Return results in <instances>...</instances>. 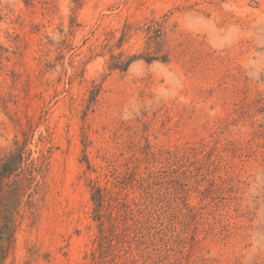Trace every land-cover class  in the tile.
<instances>
[{"label": "rangeland", "instance_id": "374dc122", "mask_svg": "<svg viewBox=\"0 0 264 264\" xmlns=\"http://www.w3.org/2000/svg\"><path fill=\"white\" fill-rule=\"evenodd\" d=\"M9 158L0 264H264V0H0Z\"/></svg>", "mask_w": 264, "mask_h": 264}, {"label": "trees", "instance_id": "16d2710c", "mask_svg": "<svg viewBox=\"0 0 264 264\" xmlns=\"http://www.w3.org/2000/svg\"><path fill=\"white\" fill-rule=\"evenodd\" d=\"M132 59L134 57L132 56L126 63L125 61L116 59V57L113 58L115 62H113L110 66L111 69H120V70H126L129 64L132 62ZM19 162L13 161L9 158L6 160V162L2 165V168L0 170V176L1 179H4L8 177L9 175L13 174V172L17 169ZM182 174H186L185 171L179 172V170H173L169 171L167 169L161 170L158 174H151L148 177H143V200H146L147 197H152V188L155 183H157L160 186L159 191H162L164 189V185H167L165 187L169 188L168 185L171 184H177L181 182ZM155 179L156 182L152 185L150 183V179ZM160 193V192H159ZM165 194L167 192L165 191ZM164 194V195H165ZM94 199L96 202L98 212V219L100 222V236L98 239V242L100 243V246L104 243V240L106 239V229L107 224L110 225L109 229L112 233H114L116 230H118V227L120 225V221L122 220V217L120 213L115 214L114 210L120 205V202L117 204H109L108 209L106 210V213H102L105 209V203L110 202L111 198L108 200L106 195L103 194L101 189H97L96 193L94 195ZM123 207L129 208L130 205H127L126 203L123 204ZM145 206V209L148 208V205L145 203L143 204ZM150 216V214H149ZM128 230V227L126 228L125 232ZM120 234V233H119ZM117 233L116 236H119ZM13 237V220H11L9 217L3 216L0 218V260L3 262V260L6 258L7 254V247L6 243H10L11 239Z\"/></svg>", "mask_w": 264, "mask_h": 264}]
</instances>
